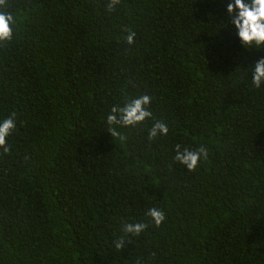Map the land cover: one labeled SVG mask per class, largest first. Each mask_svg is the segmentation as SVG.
<instances>
[{
    "label": "trees",
    "instance_id": "trees-1",
    "mask_svg": "<svg viewBox=\"0 0 264 264\" xmlns=\"http://www.w3.org/2000/svg\"><path fill=\"white\" fill-rule=\"evenodd\" d=\"M109 2L7 0L0 264H264V88L244 69L264 50L224 27L225 0ZM138 94L152 116L112 137L111 107ZM156 120L168 134L149 140ZM178 144L208 157L189 171ZM149 207L159 226L121 232Z\"/></svg>",
    "mask_w": 264,
    "mask_h": 264
},
{
    "label": "clouds",
    "instance_id": "clouds-1",
    "mask_svg": "<svg viewBox=\"0 0 264 264\" xmlns=\"http://www.w3.org/2000/svg\"><path fill=\"white\" fill-rule=\"evenodd\" d=\"M119 2L120 0H110L107 5L108 10L111 11ZM6 7L7 0H0V44L11 41L14 38L17 25V19L14 14L7 11ZM224 11L228 19L222 23L225 25L224 27L228 25L232 27L234 36L240 46L245 50H264V0H225ZM134 39V32L129 31L125 36L128 44H132ZM244 69L247 70L246 76L254 88H264V56L258 57ZM249 73H251V78H249ZM150 104L151 97L149 95L138 94L126 98L122 105H114L106 116L107 131L112 137H118L120 136L119 126L134 127L143 123L152 116L149 110ZM16 127L15 114L0 118V149H3L4 153L9 150L8 139ZM168 131L167 123L156 120L148 129L147 136L151 140L158 136H166ZM207 157L208 148L204 145L191 149L188 147L181 148L178 144L176 145L173 159L187 170L193 171ZM145 216L150 218L149 222L122 221L121 232L126 235L139 236L145 232L149 223L159 226L166 218L165 212L157 207H149L145 212ZM126 242L124 236L117 238L114 241L115 249H122Z\"/></svg>",
    "mask_w": 264,
    "mask_h": 264
}]
</instances>
